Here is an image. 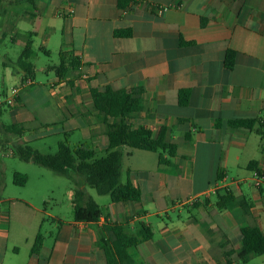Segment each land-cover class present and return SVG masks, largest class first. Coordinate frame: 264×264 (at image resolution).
<instances>
[{
    "label": "crops",
    "instance_id": "crops-1",
    "mask_svg": "<svg viewBox=\"0 0 264 264\" xmlns=\"http://www.w3.org/2000/svg\"><path fill=\"white\" fill-rule=\"evenodd\" d=\"M119 1L0 5L12 41L24 49L31 43L35 70L17 103L0 108L11 120L3 130L8 137L11 126L19 127L21 145L63 136L101 158L109 140L93 95L140 89L142 111L129 121L132 131L156 139L165 129L177 155L160 164L159 153L125 146L121 181L131 179L142 201L101 206L93 199L103 211L94 223L75 220L77 189L69 191L70 217L43 208L46 193L40 201L0 199V264H108L104 242L112 246L113 234L106 226L113 224L132 236L143 225L153 232L123 264H242V228L257 225L264 233V188L251 184L253 172L264 171V136L230 122L264 120V0H128L124 7ZM38 53L59 58L47 68L55 73L47 83L37 80ZM62 58L70 70L65 77L52 69ZM17 61L4 63L0 101L27 80ZM68 179L86 191L82 177ZM226 192L236 203L225 202ZM39 233L42 247L32 253Z\"/></svg>",
    "mask_w": 264,
    "mask_h": 264
},
{
    "label": "trees",
    "instance_id": "trees-1",
    "mask_svg": "<svg viewBox=\"0 0 264 264\" xmlns=\"http://www.w3.org/2000/svg\"><path fill=\"white\" fill-rule=\"evenodd\" d=\"M5 1L0 0V5ZM127 2L128 0H120L119 4L124 7ZM115 34L118 37H130L131 35L129 31H117ZM31 47V43H28L17 61L25 79L35 76L34 65L30 61L33 55ZM235 58L236 52L230 51L227 54L229 69L234 67ZM52 69L59 77L67 76L70 71L63 58L60 65ZM93 101L101 121L107 128L109 144L105 156L97 158L95 151L83 147H72L67 142L59 143L55 154H43L29 145H18L16 154L22 161L34 163L70 179H72L73 174L79 175L84 179L86 185L95 189L100 195H109L115 204L141 202L143 195L140 188L135 186L131 179L126 183L121 181L123 148L127 146L142 151L159 153V163L169 165L177 155L178 146L176 143L167 140L165 129L161 130L156 139L140 136L132 131L133 125L129 121L142 111V92L140 89L94 94ZM182 103L186 104L187 99H183ZM230 126L255 131L264 136V120L261 119L234 120L230 122ZM9 132L16 135L22 134V130L17 126H11ZM190 140V136L187 135L186 141ZM14 178L15 184L18 186H25L28 181V177L21 173H16ZM224 200L227 204L229 201L236 203L230 192L225 193ZM74 204V218L77 222H98L103 215L101 207L80 187L75 191ZM106 229L113 234L112 246L109 247V243L104 242L108 264H123V261L129 259L128 250L130 248L137 247L143 241L153 237L151 228L145 225L142 226L141 232L137 236L127 234L123 226L118 224L106 226ZM241 234L242 250L238 257L242 264H248L252 257L264 255V233L257 225L242 228ZM42 244L43 235L39 233L32 247V253H38Z\"/></svg>",
    "mask_w": 264,
    "mask_h": 264
},
{
    "label": "rangeland",
    "instance_id": "rangeland-1",
    "mask_svg": "<svg viewBox=\"0 0 264 264\" xmlns=\"http://www.w3.org/2000/svg\"><path fill=\"white\" fill-rule=\"evenodd\" d=\"M12 1L18 2L19 0ZM28 8H31V6L28 5ZM5 20V17L0 16V91L4 83H6L4 63L17 61L24 49L20 42L12 41V37H14L12 31H7L3 28L2 22H5ZM18 28L14 31L15 34L19 32ZM38 54L39 56L33 59L37 80L47 83L49 78L55 77V73L48 71L47 68L48 66L58 65L59 58L57 55L48 58L43 53ZM10 123L11 120L8 112L0 114V199L32 197L36 201H40L42 199L41 194L46 193L47 200L49 201L42 207L54 213L61 212L64 217H70L69 206L72 199L69 197V191L70 189H78L79 186L75 187V184L66 176L59 175L34 163L29 165L25 161H22L16 154L17 146L21 145L18 141V135L9 132L10 134L7 137L6 132L3 130V125ZM60 142H65V138L58 135L48 136L45 139L28 142L27 144L43 154H55ZM149 155L154 156L151 153ZM127 165L128 161L126 160ZM16 173L25 175L29 173L31 176L30 181L25 186L16 185L14 178ZM125 179L126 173L124 172L122 180L125 181ZM86 191L88 196L92 197L101 206H104L105 203L111 200L109 195H100L88 185H86ZM252 264H264V256L252 257Z\"/></svg>",
    "mask_w": 264,
    "mask_h": 264
},
{
    "label": "built area",
    "instance_id": "built-area-1",
    "mask_svg": "<svg viewBox=\"0 0 264 264\" xmlns=\"http://www.w3.org/2000/svg\"><path fill=\"white\" fill-rule=\"evenodd\" d=\"M138 1V0H135ZM159 11L166 10V8H158ZM33 82L31 79H27L21 86H14L11 87L7 93V96L3 101H0V108L4 105L6 106H13L17 103V99L20 96V93L23 89L32 85ZM251 184L257 188L261 189L264 188V171L256 170L253 172L251 177ZM195 200H190L189 203L193 204Z\"/></svg>",
    "mask_w": 264,
    "mask_h": 264
}]
</instances>
